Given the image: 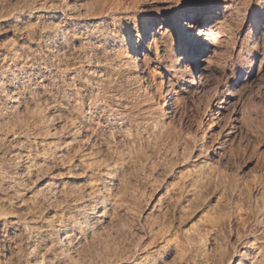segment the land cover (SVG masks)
<instances>
[{
	"label": "clouds",
	"instance_id": "1",
	"mask_svg": "<svg viewBox=\"0 0 264 264\" xmlns=\"http://www.w3.org/2000/svg\"><path fill=\"white\" fill-rule=\"evenodd\" d=\"M3 8L14 24L39 9L66 20L0 44V264H264V0ZM73 20L84 23L65 28ZM49 31L65 52L42 43ZM189 161L188 186L149 210ZM196 194L192 214L207 208L185 230L181 200Z\"/></svg>",
	"mask_w": 264,
	"mask_h": 264
},
{
	"label": "rangeland",
	"instance_id": "2",
	"mask_svg": "<svg viewBox=\"0 0 264 264\" xmlns=\"http://www.w3.org/2000/svg\"><path fill=\"white\" fill-rule=\"evenodd\" d=\"M57 1L59 3V0H55L56 3H57ZM8 2L10 4L14 5L15 3H21V2L25 3V2H27V0H9ZM3 4H4V0H0V13H2L4 11ZM162 7H169V6L168 5H163ZM62 13H63V11H61L59 9H39L36 12H33V13H28V12L18 13L20 19L23 21L22 24H14L10 20H0V28H3V32H0V44L6 43L9 39H12L14 37V32H13L14 28H16V27L28 28L31 25H34L36 23H40L43 26H47L48 25V16L49 15L55 14V15H57V16L62 18L64 16ZM75 23L76 24L84 23V21H76ZM76 24H73V25L75 26ZM43 42H44V44L46 46L49 45L48 39H44L42 41V43ZM31 47L36 48L37 45L32 44ZM216 50L217 49L215 47V52H216ZM259 63L260 62L257 61L256 71H257ZM18 69L19 68H17V72L25 71L24 69H19L20 71ZM26 71L28 73H38L40 71V69L39 68H28V69H26ZM256 79H257V77L255 79H251V76H250L246 80V83L252 84V83H254L256 81ZM243 86H244L243 83L237 84L235 86V89H233V90L238 91ZM11 90H15V89L13 88ZM180 99H181V97H180ZM235 99H239V97L238 96L235 97V98L229 97V102L230 103H234ZM221 114L222 115H227V112L225 111V112H223ZM234 115H236V114L234 113ZM211 134L214 135V136H217V135L220 136L221 140L225 139V136L222 134L221 129L218 126H214V122H213L212 133ZM232 139H235L234 134L232 135ZM65 154L67 155V153H65ZM194 154L197 155V153H193L192 155L195 156ZM209 155L212 156L213 154L210 152ZM38 162H43V161L41 160V161H38ZM76 162L78 163V161H76ZM253 167L254 168L256 167V162L254 160H250V161L245 163L244 171L251 172L254 169ZM192 168H193L192 161H189L187 164L177 165V167L175 169H173V174L171 176H168L167 179L164 181V185L160 186L159 190L156 191L151 196L150 203L148 205V209L150 210L151 208L155 207L157 205L158 201L162 202L164 200L165 194L168 192L169 188H172L173 191L176 193V195L172 196V199H176L177 196L180 194V192L184 188H186L188 186V180H186L184 178H185L186 174L192 172ZM61 175H62V173H61ZM68 179L72 180L74 184H79V183H82L84 181V177L68 178ZM48 180H49L48 177H44L42 180L39 181V183L37 184V187H40L43 184L47 183ZM174 185H175V187H174ZM199 199H201V197L199 196V194H197L195 196L189 195L188 197H186V198L181 200V203L184 205V212H183V216L181 217V219H184V218H186L188 216H191V219L188 220L187 223L184 225L185 230H187L188 227L191 226V224L195 223L197 219L203 218L202 217V213L207 208V205H205V208H202L199 212H195L194 215L192 214L193 213V207H192L193 200H199ZM217 200H218V197H213L210 200L209 203L214 205L217 202ZM185 207H187V208H185ZM178 210H179V208L177 209V211ZM164 211H165V213H167V211H168L167 208H165ZM145 214H147V212ZM240 219H241V222H243L245 218L242 216ZM179 250L177 249L176 254H179V252L182 251V249H179ZM176 254H174L173 257H172L173 261H175V255Z\"/></svg>",
	"mask_w": 264,
	"mask_h": 264
},
{
	"label": "bare ground",
	"instance_id": "3",
	"mask_svg": "<svg viewBox=\"0 0 264 264\" xmlns=\"http://www.w3.org/2000/svg\"><path fill=\"white\" fill-rule=\"evenodd\" d=\"M9 1V0H8ZM76 0H69V3H75ZM81 2H84V0H81ZM22 3V2H21ZM58 3V1H57ZM56 13V12H55ZM64 16L61 18L55 14H52V15H49L48 16V25H52V24H64L65 20H66V17H65V14L62 13ZM93 19H98V18H93ZM76 22V21H75ZM73 21H69L68 24H65V28H68L70 26H74L73 24H76ZM47 25V26H48ZM165 32H168L169 30L168 29H164ZM163 35V34H162ZM45 37L46 39H48V43L49 45H47L49 48H51L53 51H57V52H65L66 48L68 47L67 43L65 42V40L60 36V34L56 31H49L47 33H45ZM45 42V41H44ZM43 42V44H44ZM46 43V42H45ZM73 47L75 48H81L83 47V43L79 40L75 41L72 45ZM116 47L118 48L119 45H116ZM191 47V46H190ZM213 54L215 53V47H213V50H212ZM21 69V68H19ZM18 69V70H19ZM262 69H264V65H261L259 63L258 65V68H257V73H260L262 71ZM20 71V70H19ZM152 71L153 72H156L157 71V68L155 66H153L152 68ZM21 72V71H20ZM257 76L256 75H252L251 76V79H255ZM11 91H15V90H11ZM182 98V97H181ZM177 99H180V97H178ZM66 155V154H65ZM195 155V154H194ZM254 168V167H253ZM192 171H193V168H192ZM180 172V171H179ZM191 172V171H190ZM181 174V173H180ZM179 178V177H178ZM180 185V184H179ZM175 187V185H174ZM166 188V187H165ZM177 192V191H176ZM197 195V194H196ZM189 200V199H188ZM192 200V199H191ZM187 203V202H186ZM190 203V202H189ZM187 208V207H185ZM168 210V209H167ZM179 211V210H178ZM165 212V211H164ZM189 214V213H188ZM185 215V214H184ZM179 250V249H178ZM180 251V250H179Z\"/></svg>",
	"mask_w": 264,
	"mask_h": 264
}]
</instances>
